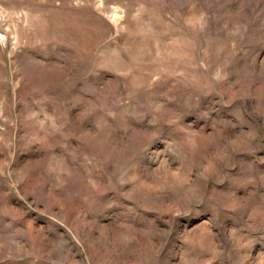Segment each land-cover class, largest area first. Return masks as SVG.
<instances>
[{"label": "rangeland", "instance_id": "obj_1", "mask_svg": "<svg viewBox=\"0 0 264 264\" xmlns=\"http://www.w3.org/2000/svg\"><path fill=\"white\" fill-rule=\"evenodd\" d=\"M0 264H264V0H0Z\"/></svg>", "mask_w": 264, "mask_h": 264}]
</instances>
